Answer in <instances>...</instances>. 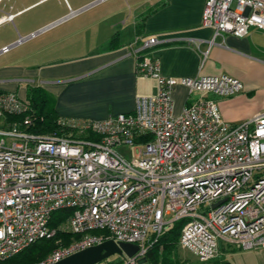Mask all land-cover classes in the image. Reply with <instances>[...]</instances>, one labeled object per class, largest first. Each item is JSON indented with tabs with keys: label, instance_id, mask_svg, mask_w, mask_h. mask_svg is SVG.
I'll use <instances>...</instances> for the list:
<instances>
[{
	"label": "built area",
	"instance_id": "obj_1",
	"mask_svg": "<svg viewBox=\"0 0 264 264\" xmlns=\"http://www.w3.org/2000/svg\"><path fill=\"white\" fill-rule=\"evenodd\" d=\"M13 17L4 14L0 25ZM202 24L215 36L264 30V0H207ZM160 42L137 37L130 52L137 74L157 80V94L139 97L130 113L61 119L76 130L69 136L33 131L28 97L0 89V261L54 237L58 228L50 221L62 209L72 212L60 228L79 239L32 264H55L109 239L137 244L122 264H142L181 219L179 245L203 263L223 245L264 247V112L233 124L205 97L177 112L179 85L228 97L244 84L228 74L166 76L151 53ZM119 147H137V155L127 157Z\"/></svg>",
	"mask_w": 264,
	"mask_h": 264
},
{
	"label": "crops",
	"instance_id": "obj_2",
	"mask_svg": "<svg viewBox=\"0 0 264 264\" xmlns=\"http://www.w3.org/2000/svg\"><path fill=\"white\" fill-rule=\"evenodd\" d=\"M6 1L2 5L6 6ZM65 1L69 6V0ZM206 2L103 0L98 3L105 6L97 13V18L79 29L85 31L87 38L94 32L100 34L103 45L95 46L89 38L85 44L87 53L75 56L74 47L67 45L46 51L50 45L56 46L58 40L47 45L39 44L19 62L0 65V89L19 94L21 81L29 80L27 86H41L55 98V109L62 119L103 120L109 115L130 113L139 97L153 96L158 92L155 78L137 74L135 55L130 54L132 44L137 37L156 36L162 42L155 45L151 53L160 60L164 75L228 74L244 84L241 92L228 97L215 93H189L186 87L179 85L174 91L177 112L202 97L216 101L223 118L233 124L264 112V30L252 28L244 37L230 33L215 36L213 27L202 24ZM29 6L14 11V5L10 4L7 13L14 17L7 22H14ZM208 48L209 54L205 57L203 52ZM63 49L68 52L62 53ZM68 53L71 55L63 56ZM32 56L36 61L24 63ZM27 89L24 88L23 96H27ZM221 251L227 249L221 247ZM261 257L264 260V255Z\"/></svg>",
	"mask_w": 264,
	"mask_h": 264
},
{
	"label": "rangeland",
	"instance_id": "obj_3",
	"mask_svg": "<svg viewBox=\"0 0 264 264\" xmlns=\"http://www.w3.org/2000/svg\"><path fill=\"white\" fill-rule=\"evenodd\" d=\"M70 5L66 4L65 0H10L7 5H1L0 16L7 13L10 10V4L14 5V11L21 9L25 6H29L22 13L23 15L18 17L14 22H7L0 26V50L3 45H12L14 42L19 41L22 38L40 31L41 29L59 21L66 15L73 11H78L93 2L90 0H69ZM96 4L80 13L70 17L69 19L58 23L57 25L41 32L40 34L20 43L17 46L12 47L5 53L0 54V65H6L10 63H17L20 61L22 56L29 54L36 49L39 44L47 45L54 40H58L56 46L50 45L47 52L54 51L64 45L74 47L75 56L84 55L87 53V47L85 44L87 40L91 38V43L95 46H101L104 43L103 37L100 34L93 33L92 37L87 38L84 30H79L83 26L88 25L91 19L97 18V13L105 6ZM80 6V7H79ZM96 7V8H95ZM24 22V23H22ZM79 30V31H77ZM77 31L74 35L72 32ZM14 41V39H16ZM53 40V41H52ZM59 40L61 43H58ZM262 43H264V37L262 38ZM48 47V46H47ZM62 53H67L68 50L63 49ZM69 54H63L64 57L70 56ZM36 61V58L32 56L27 58L24 63H31ZM27 87V83H21L19 88V94L24 95V88ZM141 148V147H139ZM122 152H126L127 157H135L137 155V147H119ZM61 244V243H60ZM227 249V251L222 252L224 258L230 261L232 264H264L261 256L264 255V247H260L254 250H242L235 247L234 250H228L232 245L222 246ZM179 256L185 260L197 261L196 256L190 251L183 249L180 246ZM111 261H117L116 264H122L124 262V256L119 254H114L109 257ZM142 264H151L150 261L143 262Z\"/></svg>",
	"mask_w": 264,
	"mask_h": 264
},
{
	"label": "trees",
	"instance_id": "obj_4",
	"mask_svg": "<svg viewBox=\"0 0 264 264\" xmlns=\"http://www.w3.org/2000/svg\"><path fill=\"white\" fill-rule=\"evenodd\" d=\"M115 41L116 36L114 35L111 41V48L113 49L115 48ZM27 87V97L31 102V115L35 124L33 131L46 134L56 133L62 136H69L76 132L72 127L61 123L62 118L59 117L55 109V98L46 89L31 84H28ZM71 212V209L54 212L50 221L51 227L58 228L54 237L38 240L15 256L0 261V264H32L44 259L57 247L68 245L79 239L78 234L60 228V225L67 220ZM185 222V219L177 220L162 233L148 249L147 261H150L151 264H232L223 255H219L209 263H203L198 259L197 261L182 259L178 252L180 235ZM105 261H109V259ZM116 263H118L116 260L111 262V264Z\"/></svg>",
	"mask_w": 264,
	"mask_h": 264
},
{
	"label": "water",
	"instance_id": "obj_5",
	"mask_svg": "<svg viewBox=\"0 0 264 264\" xmlns=\"http://www.w3.org/2000/svg\"><path fill=\"white\" fill-rule=\"evenodd\" d=\"M103 0H97L95 2H93L92 4L78 10V11H73L70 14H68L67 16H65L64 18L60 19L59 21L41 29L40 31L33 33L29 36H27L26 38H22L19 41H16L15 43H13L12 45H9L8 48L11 49L14 46L19 45L20 43L40 34L41 32L57 25L58 23L63 22L65 19H68L71 16H74L78 13H80L81 11H84L98 3H100ZM1 53V52H0ZM139 250V246L137 244L134 243H128V242H119L116 243L114 240L109 239L104 241L101 244L92 246V247H88L86 249H83L81 251H78L76 253H73L67 257H65L64 259L56 262L55 264H97L99 262H102L106 259H108L109 257H111L114 254H119V255H127V256H133L137 251ZM147 258H143L141 260V262H146Z\"/></svg>",
	"mask_w": 264,
	"mask_h": 264
}]
</instances>
